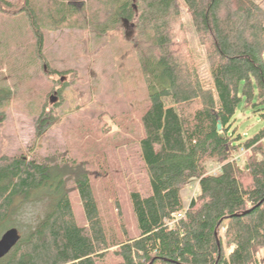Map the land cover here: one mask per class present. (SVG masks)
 I'll list each match as a JSON object with an SVG mask.
<instances>
[{"label": "trees", "instance_id": "trees-1", "mask_svg": "<svg viewBox=\"0 0 264 264\" xmlns=\"http://www.w3.org/2000/svg\"><path fill=\"white\" fill-rule=\"evenodd\" d=\"M182 1L205 48L212 88L204 86L188 48L179 0H0V12L25 17L43 64L49 30L78 28L101 38L123 24L132 26L122 76L129 59V77L139 74L149 100L143 118L152 97L177 106L184 140L181 150L145 164L146 191H130L135 236L105 222L85 166H60L25 153L0 155V229L20 224L17 214L27 213L35 192L50 184L59 188L45 216L2 264H107L108 257L111 264H261L264 129L245 140L233 124L242 101L246 108L264 105V8L254 0ZM43 69L48 72L47 65ZM40 114L38 136L51 124ZM216 165L221 170L215 175ZM68 177L86 226L75 219ZM193 180L199 182L197 195L185 209L181 191Z\"/></svg>", "mask_w": 264, "mask_h": 264}, {"label": "rangeland", "instance_id": "rangeland-1", "mask_svg": "<svg viewBox=\"0 0 264 264\" xmlns=\"http://www.w3.org/2000/svg\"><path fill=\"white\" fill-rule=\"evenodd\" d=\"M254 1L264 8V0ZM179 2L188 48L204 86L212 88L205 48L187 6ZM133 35L128 24L101 38L78 28L49 30L41 50L43 64L25 17L0 12V155L25 153L60 166L68 162L85 166L103 219L130 236L137 235V229L129 194L133 189L147 190L143 167L184 147L177 106L152 97V109L143 118L149 100L139 74L129 77L133 65L129 59L122 76L121 62L130 52L128 42ZM41 111L51 124L38 136ZM233 129L245 140L258 134L264 129V105L246 108L242 101ZM212 163L216 161L207 165ZM198 186V180H193L181 191L185 209ZM43 189L25 204L26 214L23 210L17 214L20 224L9 223L0 229V239L11 228L18 229L23 238L28 236L59 188L50 184ZM66 190L78 225L86 226L72 177L66 180ZM111 259L107 258V264Z\"/></svg>", "mask_w": 264, "mask_h": 264}, {"label": "water", "instance_id": "water-1", "mask_svg": "<svg viewBox=\"0 0 264 264\" xmlns=\"http://www.w3.org/2000/svg\"><path fill=\"white\" fill-rule=\"evenodd\" d=\"M21 235L16 228H11L2 236L0 240V260L5 258L18 244Z\"/></svg>", "mask_w": 264, "mask_h": 264}, {"label": "built area", "instance_id": "built-area-1", "mask_svg": "<svg viewBox=\"0 0 264 264\" xmlns=\"http://www.w3.org/2000/svg\"><path fill=\"white\" fill-rule=\"evenodd\" d=\"M245 153H241L239 155H235V159L238 160L241 155H244ZM221 170V165H216V166H213L212 170H211V173L212 174H218L219 171ZM197 194H194L192 200L190 201V204L191 202L194 200V198L196 197ZM190 206V205H189ZM174 217L176 218V220L178 219L179 216H176L174 215ZM226 232H227V228L226 227H222L220 230H219V235L225 240L226 239ZM233 251V247H230V248H227L226 249V252L227 254H230L231 252ZM260 261H261V264H264V250L262 251L261 253V256H260Z\"/></svg>", "mask_w": 264, "mask_h": 264}, {"label": "bare ground", "instance_id": "bare-ground-1", "mask_svg": "<svg viewBox=\"0 0 264 264\" xmlns=\"http://www.w3.org/2000/svg\"><path fill=\"white\" fill-rule=\"evenodd\" d=\"M7 231H8V230H7ZM5 233H6V232H5ZM5 233H4V234H5ZM4 234H3V235H4ZM3 235H2V236H3ZM1 238H2V237H1ZM0 240H1V239H0Z\"/></svg>", "mask_w": 264, "mask_h": 264}]
</instances>
